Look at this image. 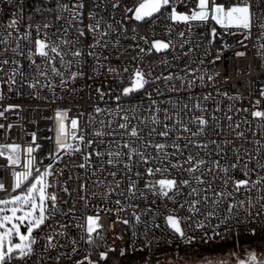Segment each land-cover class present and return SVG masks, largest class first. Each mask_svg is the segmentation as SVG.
Here are the masks:
<instances>
[{
    "label": "built area",
    "instance_id": "2783aa9c",
    "mask_svg": "<svg viewBox=\"0 0 264 264\" xmlns=\"http://www.w3.org/2000/svg\"><path fill=\"white\" fill-rule=\"evenodd\" d=\"M139 2L0 0V61H9L0 63V125H3L0 127V145H18L21 164L12 166L6 155L0 156L6 160L0 161V183L7 189V195L13 193L12 172L23 171L22 165L29 159L26 149L32 147L34 169L43 172L51 166L47 191L57 197L54 209L51 202H47V219L33 234L36 239L33 254L9 264H77L86 260L85 257L89 258L96 249L160 257L173 253L177 245L230 241L264 233V210H261L264 183L256 187L251 185V181L264 177V168L258 167V163L264 164V118L252 115L254 111H264V96L261 95L264 91V0H216L225 8L250 4V29L226 28L211 18L173 22L169 19L170 8L162 9L152 18L136 21L125 9L133 8ZM79 3L83 4L78 9L79 18L69 24L70 13L62 11L59 5L72 7ZM114 3L118 6L113 7ZM197 4L198 0H187L177 4V11L190 14L197 10ZM13 20L17 23L9 27ZM97 22L99 31L89 32L87 25ZM213 28L216 29L215 36L212 35ZM78 29L85 31L83 37H78ZM103 32L107 35L101 36ZM26 35L28 39H24ZM45 37L49 42L67 39L73 43L60 45L63 59L56 56L49 64L35 54L33 43ZM155 40L170 42V47L159 52L149 51ZM141 48L145 51L141 52ZM76 49L82 56L72 55ZM90 51L99 55V64L104 67L98 68L97 59L88 55ZM238 52L244 55L238 56ZM53 66L60 71V76L52 72ZM109 67L116 71L109 72ZM126 68L127 72L124 71ZM137 68L146 74L149 82L143 89L123 96L122 90L129 86ZM74 72L83 75L72 79ZM169 75L173 78L165 80L164 77ZM62 79L66 81L63 84ZM31 84L36 86L30 87ZM100 92L104 93L103 97ZM117 96H120L119 100ZM197 104L199 108L195 107ZM10 105L15 107L5 111ZM97 108L101 111L97 112ZM57 111L67 112L66 136L61 137V142L66 140L72 145L70 149L57 151ZM125 115L129 118V128L135 126L141 133V139L134 146L147 141L171 145L179 135L181 139L177 142L182 152L169 157L172 163H183L190 154L204 159L201 178L205 183L196 185L192 180V186L201 190L209 184L214 191L225 190L224 173L219 169L209 173L208 169L213 167L212 161L218 160L221 167L236 163L234 150L239 149L242 160L250 161L249 175L244 176L242 163L238 168L230 169L228 175L234 180L248 179V188L233 192V185L229 183L226 191L233 195L221 198L219 204L212 203L216 198L213 191H201V196L206 194L209 201L198 204L195 212L189 211L188 202L197 199L187 194L189 188H181L174 200L153 194L145 188L146 181L162 177L160 174L147 177L144 171L147 167L158 166V161L156 164H134L131 172H126L122 163L116 167L107 163L109 151L126 152L123 143L134 139L118 127L126 122L122 119ZM198 116L208 121L202 135L191 136L176 125L179 119L192 131H197L198 126L191 121ZM153 117L159 123H152ZM72 119L78 121L75 130L71 127ZM165 125L173 129L168 137L155 133L149 136L153 128L159 132ZM98 131L105 134L97 136ZM74 134L82 135L83 141L72 139ZM190 140L208 144V147L197 148L189 143ZM89 141H92L91 145ZM185 144L188 145L186 148ZM77 148L80 150L76 151ZM166 151L172 153L174 149L169 147ZM97 152L104 155L97 156ZM147 152L153 157L157 155L152 147H148ZM85 156L90 159L86 161ZM81 164L85 167H79ZM164 166L170 169L169 178L191 180L186 171L171 169L168 161H164ZM137 171L142 173L140 178L135 175ZM111 172L117 175L113 177ZM130 180H135L140 190L135 196L126 191ZM117 181L120 182L118 188ZM4 195L5 192L0 191V197ZM239 201H245L244 206L229 213L228 206ZM210 212L214 214L209 215ZM169 215L180 220L183 238L167 223ZM90 216L97 217L92 243L88 242L87 233ZM136 216L140 217L139 221ZM48 237L53 238L55 247L48 246ZM189 238L191 242H188Z\"/></svg>",
    "mask_w": 264,
    "mask_h": 264
},
{
    "label": "snow or ice",
    "instance_id": "6c2138e0",
    "mask_svg": "<svg viewBox=\"0 0 264 264\" xmlns=\"http://www.w3.org/2000/svg\"><path fill=\"white\" fill-rule=\"evenodd\" d=\"M187 0H140V2L133 8H126L125 11L128 13H132L131 18L136 21H144L146 19L152 18L154 14H158L161 12L162 9L170 8L169 19L173 22H189V21H206L209 18L214 20L217 24H220L223 27H241L244 29H250L251 27V20H252V13H251V5L248 3H243L242 5H233L231 7L225 8L223 4L216 3V0H198L197 10H192L190 14H186L183 12L177 11V4L186 3ZM118 4L114 3L113 7H117ZM62 11H68L70 13L71 18L69 19L68 23L72 24L73 21L79 18V8L83 7L82 3L73 5L70 7L67 4L59 5ZM90 17L94 19V16L90 14ZM17 22L13 20L9 27L15 26ZM47 27V25H45ZM100 25L97 22L95 25L89 24L87 25V30L92 33H96L99 31ZM39 32V29H37ZM216 29H212V35L215 36ZM85 35V31L83 29H78V37H83ZM107 35L106 32L101 33V36ZM183 36V33L180 34ZM29 37L26 35L24 39H28ZM78 42V40H77ZM35 47V54L39 55L40 57L45 58L49 64H52L55 60L56 56L61 57L63 59L62 52L60 51V45H69L73 43L67 39L61 40L59 43L56 42H49L48 39L45 37L44 39H36L34 42ZM99 43V38H97V44ZM92 47H95L93 45ZM170 47V42H164L161 40H155L152 42L151 50H155L157 52L161 50H167ZM16 51V49H13ZM141 52L145 50L143 48L140 49ZM50 53L55 54V56L50 55ZM30 57L32 53L30 52ZM72 55L74 57L82 56V52L79 49L72 51ZM88 55L93 56L98 61V68L104 67V65L99 64V60L101 59L97 53L94 51H90ZM238 56L244 55L243 52H238ZM219 58V57H217ZM0 63L7 64L9 63L8 60L0 61ZM16 63V61H13ZM109 72H115L116 69L109 67ZM124 71H128V69H124ZM52 72L60 76L61 73L58 69L54 66L52 67ZM41 75H46V73H41ZM78 75L82 76L83 73H72L71 78L75 79ZM173 77L169 75L168 77H164L165 80H171ZM212 79V77H209ZM12 83H15V80L12 79ZM63 79L61 80V84L65 83ZM149 81L146 79V74L139 68L135 69L132 77L130 79V84L128 87H124L122 90L123 96H129L132 93L143 89L145 85ZM30 87H35V84L29 85ZM99 92V89L97 90ZM101 97H103L104 93L100 92ZM261 95L264 96V91L261 92ZM117 100L120 99V96L116 97ZM155 103V101H153ZM259 103V101H257ZM12 107L9 106L5 109V111L10 110ZM187 107V105H185ZM195 107L199 108L200 105L197 104ZM120 109L118 108V111ZM97 112H100L101 109L97 108ZM2 115V113H0ZM254 117L257 118H264V111H254L252 113ZM67 117V112H60L57 111L56 119L58 121L57 125V137H56V148L57 151L62 149H70L72 145L65 142H61V137L66 136V125L65 119ZM167 119H172V117H167ZM122 119L126 121L125 123L119 124L120 129L125 130V134L128 135L130 138L129 141L123 143L122 147L127 149V151H109L108 156L110 157L107 160L109 165L114 167L120 165L121 163L124 166L126 172H131L132 167L134 164H144L148 165L150 163L156 164L158 161V166L147 167L144 171V175L147 177H155L156 174H160L162 178L159 179H150L146 181L145 188L149 191L153 192V194H158L162 197H166L168 199L174 200L176 195L180 194L181 188H189V192L187 193L189 196H196L197 199L193 201H189V211H197V205L201 202L207 203L209 201V197L205 194L201 196V191L207 193L208 191H213V196L216 197L212 200L213 204L221 203V198L226 199L228 196H232L233 192H238L242 188L247 189L249 186L250 181L248 179H241V180H234L231 176L228 175L230 169L238 168L241 163L243 164L242 171L244 176L247 177L249 175L248 164L250 161H243L242 157L239 155V149H235L236 152V163L230 164L228 167H221L220 162L212 161L213 167L208 169L209 173L214 172L215 170L219 169L224 173L225 179L223 181L225 185V190L221 191H214L209 184L207 188L201 190L198 187L192 186V180L195 181L196 185H202L205 181L201 178L204 173L201 171V166L205 165L206 161L202 158H198L194 155H188L186 160L183 163L177 162L172 163L169 160L170 156H177L181 154L182 149L180 144L177 142L181 139L179 135L176 137V141H174L171 145L167 143H153L151 141H147L142 145H137V142L141 139V133L137 129V127L133 126L129 128L128 116H123ZM231 119V117H229ZM192 123H195L197 127V131H192L187 125L183 124L181 120H176V125L182 129L183 132L191 133V136H199L202 135L205 131V127L208 124V121L203 116L195 117ZM152 123H159L156 117L152 118ZM78 121L76 119L71 120V127L72 129H77ZM3 127V125H0ZM239 127V125H237ZM173 129H170L167 125L164 126V130L157 132L155 128H153L149 132V136L153 133L161 136V137H168L170 132ZM97 136L104 135L103 132H96ZM111 134V133H109ZM239 135H243L240 133ZM80 139L83 141V136L77 137L75 134L72 136V139ZM33 141L35 142V134L33 133ZM92 141H89L88 144L91 145ZM189 143H193L195 147L201 149H207L208 144H200L194 141H189ZM211 143L215 144V141H211ZM227 143V142H225ZM188 145L185 144L184 147L186 148ZM37 148L39 145L36 146ZM152 147L156 150V156L153 157L151 153L147 152V148ZM173 148L174 151L169 153L166 151L167 148ZM219 147V146H218ZM4 149L9 151V155L7 156V160L10 165L12 166H21L20 164V157L19 151L20 147L18 145H0V156L4 155ZM143 149V150H142ZM79 151L80 149H75ZM34 151L32 147H28L26 152L29 156L22 167L23 171H13V185H12V192L17 193L15 195L9 196L8 199H0V264H9V262L13 260H24L26 257H30L33 254V245L36 243V239L33 237L32 233L34 230L39 229L41 225L45 223L47 219L46 212L47 202H51V207L54 209L56 206L57 197L54 193H49L47 189L50 187V184L47 180V177L52 175V172L49 170L51 166H48L43 173L40 172L39 169H34V160L31 158V153ZM259 151V150H257ZM97 156H102L104 153L97 152ZM89 156H85V160H89ZM164 161H168L171 169H177L180 171H186L190 174V179H184L178 181L175 178H169L170 176V169L167 166H164ZM188 165L187 168L184 165ZM79 167H85L84 164L79 165ZM258 167L264 168V164H259ZM33 171H35V175H33ZM200 173V175H196V173ZM168 173V175H165ZM110 175L115 177L117 175L116 172H111ZM137 178L142 176V173L137 171L135 173ZM119 181L116 182V187H119ZM231 183L233 185V192H227L226 186ZM264 183V177L259 178L256 181H251L252 187H256L258 184ZM19 190V192H17ZM0 191L5 192L7 195V189L3 183H0ZM67 191V189H65ZM126 191L129 193L130 196H135L137 191H140L137 188V183L135 180H130L128 184V188ZM172 193V195H170ZM123 194V193H122ZM143 195V192H141ZM117 204L120 201L116 202ZM245 201H239L237 204H230L228 206V211L231 213L234 208L243 207ZM9 205L11 207H9ZM251 202H249V207H251ZM184 207V205H181ZM247 211V209H245ZM261 210H264V206H262ZM19 213V215H18ZM214 213L210 212L209 215H213ZM259 215V210L257 212ZM137 221H139L140 217L136 216ZM167 223L170 227L174 229L176 233H178L182 238L184 237V232L180 227V220L175 217L174 215H169L166 217ZM127 223V221H125ZM93 217H88V242L92 243V233L95 230L93 228ZM21 226H26L27 231L26 233L21 232ZM203 226V225H201ZM218 234V233H216ZM254 234V232H253ZM18 239L19 242L13 243V238ZM52 237H48V246L55 247L52 243ZM188 242H191L190 238ZM75 244V241H73ZM75 251V249H73ZM123 250L121 251V255H123ZM107 258V253L101 252L100 259L104 260ZM88 264H94V262L85 257ZM77 264H84L83 261H78ZM238 264H259L257 261V257L255 253H250L247 260H239Z\"/></svg>",
    "mask_w": 264,
    "mask_h": 264
},
{
    "label": "trees",
    "instance_id": "16d2710c",
    "mask_svg": "<svg viewBox=\"0 0 264 264\" xmlns=\"http://www.w3.org/2000/svg\"><path fill=\"white\" fill-rule=\"evenodd\" d=\"M0 161H4L0 158ZM261 249L264 248V233H257L254 235H246L237 240L230 241H211L204 243H192L177 245L175 251L160 257H148L140 252L125 251L121 255L118 250H106L107 258L100 259V250H93L91 256L97 260V264H155L162 258L172 259H195L203 258L206 256L227 254V253H243L248 249ZM84 264H88L87 260H83ZM259 264H264L261 262Z\"/></svg>",
    "mask_w": 264,
    "mask_h": 264
},
{
    "label": "rangeland",
    "instance_id": "374dc122",
    "mask_svg": "<svg viewBox=\"0 0 264 264\" xmlns=\"http://www.w3.org/2000/svg\"><path fill=\"white\" fill-rule=\"evenodd\" d=\"M239 6V5H237ZM4 155L8 156L9 155V151L7 149H4ZM19 157H20V151H19ZM6 160L4 159V161L1 162H5ZM43 173V172H41ZM17 192H19V190H17ZM17 193H11L8 195H4L2 197H0V199H8L9 196L11 195H15ZM9 207H11L9 205ZM19 215V213H18ZM93 217V228L96 229L97 228V217L96 216H90ZM21 232L22 233H26L27 228L26 226H21ZM35 232V230H34ZM34 232L32 233V235L34 234ZM14 242H19L18 239H16L15 237L13 238V243ZM250 253H255L256 257H257V261L259 263L264 262V248L261 249H248L243 253H227V254H217V255H211V256H206L203 258H195V259H191V260H187V259H181V260H177V259H172V258H162L161 260H159L157 263L155 264H238L239 260H247L249 257ZM89 259H91L94 264H97V260L90 256Z\"/></svg>",
    "mask_w": 264,
    "mask_h": 264
},
{
    "label": "water",
    "instance_id": "95a60500",
    "mask_svg": "<svg viewBox=\"0 0 264 264\" xmlns=\"http://www.w3.org/2000/svg\"><path fill=\"white\" fill-rule=\"evenodd\" d=\"M14 243H17V242H14Z\"/></svg>",
    "mask_w": 264,
    "mask_h": 264
}]
</instances>
